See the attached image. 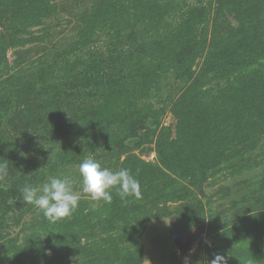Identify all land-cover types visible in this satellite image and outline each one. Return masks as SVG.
<instances>
[{"label":"rangeland","instance_id":"1","mask_svg":"<svg viewBox=\"0 0 264 264\" xmlns=\"http://www.w3.org/2000/svg\"><path fill=\"white\" fill-rule=\"evenodd\" d=\"M97 1L60 2L51 19L35 22L22 17L31 14L22 6L25 1L0 0V36L6 43L0 44V50L5 48L0 52L1 188L22 192L25 186L42 187L49 178L67 176L80 198L97 208L104 201L83 193L79 164L92 157L115 172L127 157H135L164 169L158 153L176 139L177 126L169 101L215 60L208 55L214 26L243 25L250 35L243 46L261 41L264 47V8L254 15L247 0H117L124 12L107 25L99 15L89 17ZM139 11L146 14L145 23L138 19ZM154 43L160 44L158 55L150 53ZM202 46L203 56L198 55ZM186 56L193 77L177 70V60ZM152 69L157 72L148 75ZM115 71L117 78H110ZM165 128L167 137L162 136ZM259 139L251 149L254 163L222 167L204 184L176 177V194L164 186L158 194L172 197L152 205L155 194L141 196L137 204L147 210L142 234L121 249L135 251L133 243H140L135 258L141 264H207L217 254L227 264H264V217L248 222L264 209L259 202L264 140ZM23 210L10 212H22L23 218L6 230L18 245L30 233L22 231L23 223L36 220ZM241 221L246 225L240 226Z\"/></svg>","mask_w":264,"mask_h":264},{"label":"trees","instance_id":"2","mask_svg":"<svg viewBox=\"0 0 264 264\" xmlns=\"http://www.w3.org/2000/svg\"><path fill=\"white\" fill-rule=\"evenodd\" d=\"M23 1L26 4L22 6L31 14L22 17L26 21L40 22L44 18L51 19L59 11L60 2L79 0ZM247 1V8L250 7L254 15L264 8V2L260 0ZM121 6L117 0H98L89 17L99 15L102 24L107 25L115 14L124 12ZM137 15L142 23L146 22V14L139 11ZM214 31L208 55L215 60L201 67V75H197L189 89L183 91L177 99L169 101L177 126L176 139L164 145L166 147L161 146L162 150L158 153L164 169L138 161L135 157H127L122 164V169H130L131 174L139 180L141 196H146L149 191L157 196V199L149 202L151 205L172 197L171 193L158 194L164 186H169L176 194L173 188L180 185L176 177L189 180L191 185H197L201 181L204 184L212 177L209 176L210 173L214 175L222 167L233 170L241 164H249L251 161L254 163L251 149L258 147L260 137L264 140V58L260 54L264 52L262 42L243 46L250 37L243 25L234 28L230 23L218 24V27L214 26ZM0 44L6 45L3 36H0ZM154 46L156 49L150 50L152 55L158 53L160 44L154 43ZM200 49L198 55L207 53L204 46ZM3 51L5 52V48L0 50ZM224 55L229 56L228 60L222 59ZM187 57L177 60V70L187 71L193 77L191 68H187L185 64ZM226 66L230 77H226ZM111 70L114 71L115 68ZM153 72H157L156 69L148 71V75L152 76ZM115 73L116 71L110 78H117ZM118 73L122 76L121 71ZM207 83L213 86L198 93L201 85ZM2 118L0 116V120ZM27 122L30 123V118ZM162 136H169L168 128L163 129ZM159 180L162 183L160 187ZM111 193V203L104 201L97 208L95 203L80 198L78 208L71 216L52 223L35 206L23 201L21 191L12 190L11 186L0 187V244L3 246L0 264H141V258H135L138 246L141 247L140 243H133L135 251H131V247H121L129 240L140 237L147 210L137 204L141 201L140 198L128 197L121 200L114 188ZM9 196H13L14 200L8 201ZM260 200L264 204V195L259 202ZM22 209L32 213L36 220L23 223L22 231L30 233L24 237V243L18 245V238H11L6 230L20 225L22 212L12 216L9 214ZM260 216L264 217V209L255 216L250 215L248 222H259L255 218ZM246 223L241 221L240 226Z\"/></svg>","mask_w":264,"mask_h":264},{"label":"clouds","instance_id":"3","mask_svg":"<svg viewBox=\"0 0 264 264\" xmlns=\"http://www.w3.org/2000/svg\"><path fill=\"white\" fill-rule=\"evenodd\" d=\"M82 177V191L93 200L111 203V189H115L121 200L128 197H141L140 182L131 174L130 169L112 171L103 167L92 157L79 164ZM74 181L69 177L49 178L39 186H25L22 190L23 201L35 206L52 223L71 216L78 208L80 195L73 189ZM207 264H227L224 256L217 254Z\"/></svg>","mask_w":264,"mask_h":264},{"label":"water","instance_id":"4","mask_svg":"<svg viewBox=\"0 0 264 264\" xmlns=\"http://www.w3.org/2000/svg\"><path fill=\"white\" fill-rule=\"evenodd\" d=\"M174 241H175L176 245L179 246V248L183 249V247L181 246V244L179 242L180 241L179 238H176Z\"/></svg>","mask_w":264,"mask_h":264}]
</instances>
